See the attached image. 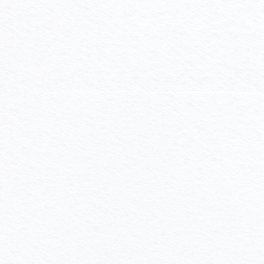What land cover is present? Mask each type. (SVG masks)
Instances as JSON below:
<instances>
[{
	"label": "snow or ice",
	"instance_id": "snow-or-ice-1",
	"mask_svg": "<svg viewBox=\"0 0 264 264\" xmlns=\"http://www.w3.org/2000/svg\"><path fill=\"white\" fill-rule=\"evenodd\" d=\"M0 264H264V0H0Z\"/></svg>",
	"mask_w": 264,
	"mask_h": 264
}]
</instances>
